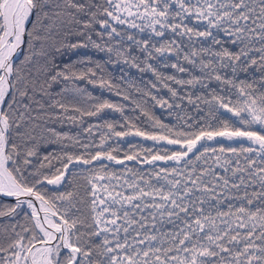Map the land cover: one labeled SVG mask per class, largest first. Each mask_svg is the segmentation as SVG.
Returning <instances> with one entry per match:
<instances>
[{
  "label": "snow or ice",
  "instance_id": "obj_1",
  "mask_svg": "<svg viewBox=\"0 0 264 264\" xmlns=\"http://www.w3.org/2000/svg\"><path fill=\"white\" fill-rule=\"evenodd\" d=\"M0 198V264H264V0H0Z\"/></svg>",
  "mask_w": 264,
  "mask_h": 264
},
{
  "label": "trees",
  "instance_id": "obj_2",
  "mask_svg": "<svg viewBox=\"0 0 264 264\" xmlns=\"http://www.w3.org/2000/svg\"><path fill=\"white\" fill-rule=\"evenodd\" d=\"M118 27H124L126 29V26H118ZM126 30L127 31H136V30H132V29H126ZM137 34L138 35H143V34H139V33H137ZM133 51H135V50L133 49ZM89 54L94 55L96 57V59H102V55H97V54H94V53H89ZM169 60H170V62L174 61L175 57H170ZM153 63H155V62H153ZM185 67H188V65H185ZM159 70L164 72V73H166V74H172L173 73V70L171 68L160 67ZM108 71L114 73L115 82L121 83L122 86L125 85V82H122V81H120L118 79V77L120 75L119 67L112 68V66L109 65L108 66ZM126 71L129 73V76L126 78V80L127 81H135L137 84H140L142 87L144 86L143 85V81L154 79V77H152L151 73L140 74V73H138L136 71V69H133V68H126ZM176 75L180 76L182 74L176 73ZM197 75H199V73H197ZM260 75L261 74L258 71H256L255 69H252L247 77H245V75L243 73H241L240 74V78L241 79H249V80H251L253 77H255L256 79H259ZM185 78H187V77L185 76ZM81 83H83V82H81ZM173 86L175 87V85H173ZM86 87H87L88 91L92 92L93 95L95 97H97V98L108 99L110 102H113V103L128 104L127 101H122L119 96H117V95H115V94H113V93H111V92H109L107 90H101L99 88H93L92 85H86ZM211 87H218V85L213 83L211 85ZM132 93H133V95H136L134 89H132ZM160 94L163 95V96H168L169 95L166 90L162 91ZM147 107L152 112H154V114L157 117H159L164 123H169L170 122L169 119L167 118L166 113L162 109H160L159 107H153L151 101L148 102ZM130 109H131V105H129L128 108H126L124 115L125 116H129L133 120H135L139 127L151 131L152 129H151L150 125L145 123L142 119L141 120H136V117L139 116V112L137 111V112L134 113ZM227 115H230V114H227ZM103 119H108L110 122L115 123L117 125V130H125V131L128 130L127 128H123V129L120 128L119 125L123 123V117L118 112H114L112 110H105V112L103 114ZM96 122H97L96 118L85 117V124L83 125V127H87L88 123H96ZM60 130L69 132L70 134H73V135H75L76 133L79 132L81 134V138L84 139V140H87L86 134L83 133L82 127H78V126L72 125L71 123H66L65 126L62 129H60ZM95 139H96V142L98 143L99 142V135H97L95 137ZM118 140H119V138L113 137L111 140H109L107 142V144L110 147H119V148H123L125 150L128 149V143L129 142H131V143L139 142L140 144H142L144 146H148V147H151L152 144H153L152 141H143L139 137H132V136L126 137L125 140H123V141H119V144L117 143ZM54 148H56V145H46V146L42 145L41 149H40L41 158H42L43 154H45L46 152H51ZM122 154H123L122 152H117V155H122ZM105 163H108V162L105 161ZM111 168L113 170L119 171L121 166L112 164ZM49 187H52V186H49ZM0 199L5 200V201H9V200L4 199V198H0ZM2 222L3 221H0V223H2Z\"/></svg>",
  "mask_w": 264,
  "mask_h": 264
},
{
  "label": "water",
  "instance_id": "obj_3",
  "mask_svg": "<svg viewBox=\"0 0 264 264\" xmlns=\"http://www.w3.org/2000/svg\"><path fill=\"white\" fill-rule=\"evenodd\" d=\"M4 199L10 200V198H4Z\"/></svg>",
  "mask_w": 264,
  "mask_h": 264
}]
</instances>
